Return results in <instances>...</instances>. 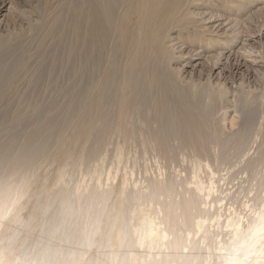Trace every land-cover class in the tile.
<instances>
[{"label": "bare ground", "instance_id": "obj_1", "mask_svg": "<svg viewBox=\"0 0 264 264\" xmlns=\"http://www.w3.org/2000/svg\"><path fill=\"white\" fill-rule=\"evenodd\" d=\"M252 1L259 0H65L67 15L47 26L54 39L48 59L23 74L33 96L40 86L59 85V70L76 72L77 83L58 89L68 102L57 116L36 123L22 140L0 141V264H264V178L226 188L234 180L226 174L230 151L249 156L250 147L241 149L239 131L230 144L222 136L225 115L216 119L208 108L226 113L227 101L233 103L227 97L236 93L227 96L226 88L232 64L257 63L246 45L234 51L238 33L225 35L227 15ZM260 27L264 43V20ZM193 43L200 49L185 53L183 45ZM219 48L211 69L220 68L221 56L229 63L216 82L185 78V67ZM16 50L0 41V103L25 69ZM252 93L245 98L254 100ZM51 104L36 103L35 112ZM258 123L251 140L264 130V111ZM51 145L53 167L38 178ZM110 145L113 163L103 169ZM257 152L264 165V147ZM89 162L84 178L68 187Z\"/></svg>", "mask_w": 264, "mask_h": 264}, {"label": "rangeland", "instance_id": "obj_2", "mask_svg": "<svg viewBox=\"0 0 264 264\" xmlns=\"http://www.w3.org/2000/svg\"><path fill=\"white\" fill-rule=\"evenodd\" d=\"M61 1H64V2L61 3ZM252 3H254V4L251 6H249V3H248V5H247V3L244 4L245 6L242 7L243 9L245 8L244 10L242 8H241L242 10L239 9V11L234 10L232 13L227 15L228 21H226V22H229V24L227 23V25L225 26V28L227 27L226 28L227 33L225 35H227L229 38H232V37H234V35H236V33H238V39L236 40L237 42H235V45H233L234 51H237L238 47L240 49V52L243 51V48L245 49L246 46L251 48V55L253 58H256L257 63L255 65H251L249 63V61L247 62V61L242 60V63L240 65L241 67L239 69H233V64H232L231 76L229 73L228 74L226 73V75L229 77V79L230 80L232 79V81L229 80V82L226 85V88L229 87V90H228L229 93L227 96H229L230 94H232L234 92L236 93V97L234 96V94L227 97V100L229 98V99H231V102H233V103H229L230 102L229 100H228L229 102L227 101L226 105L228 106L227 107L228 109H227L226 113H222L220 108H218V113H217V109H215L216 107L215 108L213 106L208 107L210 112H211V110L214 112L216 110L215 116H214V118H216V119L225 115L224 116L225 121L223 122L224 129H223V135L222 136L227 137L226 139H228L230 141L229 142L230 144L232 141L231 139L234 140L236 138V133L239 131L240 133H243V135H244V140H243L244 144L242 145L241 149L242 150L247 149L246 146L250 147L249 156L246 155V156L242 157V156H240V154L235 153L233 150L230 151V154H232V155H231V157H230V155L228 157V161L230 159V161H229L230 163L228 162L227 168H226L227 170H228V168H230L229 169L230 171L228 170V172H226V174L229 177L230 176L234 177V180H231V182L226 185L227 186L226 188L227 189L229 188L230 192H234V190L237 189L236 187H238V185H240L241 183H242L241 184L242 186H244L245 188H248L251 183L255 182V181L251 180L253 178V176H257L256 177L257 179L260 177L264 178V165L262 162H260L258 160V158H259L258 153L259 152H257L259 146L264 147V138L262 139V137H264V130L260 134L261 137L259 136L256 140L255 139L251 140L252 138H254L253 137V133H254L253 131L255 130V128L253 126H257V124H259L258 122L260 121V116L264 111L263 110L264 97H263V99L261 98V93H262L261 91L264 90L263 89V85H264V83H263V81H264V43H262L261 41L259 42V35H258V34L263 32L262 27H260V24H261L262 20H264V1L263 0L254 1V2L252 1ZM2 4H5L6 6L4 7L5 10L0 15V41H3L5 45H11V44L17 45V50L15 52V55H17V56L22 55L23 62L25 63V69L18 71V73L23 74V72L27 68H29V69L34 68L40 60H42V59L47 60L48 59V56H49L50 52L52 51L51 46L54 42V39L50 35H46V32L49 29L47 26H51V21H52L53 17H55V16L61 17V15H63V16L67 15L65 8H62L65 6V0H0V5H2ZM235 17H237V18H235ZM233 18H235V19H233ZM234 22H236L237 25ZM229 27L232 30H228ZM237 28H239V29H237ZM259 28H260V30H258ZM226 29H224V31ZM233 29H235V31ZM240 30H241V32H240ZM194 45H195L194 43H193V45H183L184 46L183 47L184 52L187 53L188 51H198L200 49V48H197L198 43L195 46ZM188 46L189 47L191 46V47L189 48ZM215 49L217 50L218 48L216 47ZM213 50L210 52L207 51L208 53L207 52L205 53L204 60L207 59L208 61L202 60L200 62L198 60H195L192 64V66L185 67L186 69L184 68V70H185L184 75L185 74L188 75V76L185 75L186 79H189L192 76V79H194V80L196 79L197 81H199L198 80V78H199V79H202V81H201L202 83L204 82L206 84L207 83L209 84V82H208L209 80H210V82H216V80L218 78H220L218 72L220 71V68H223L225 65H227L229 63V62H227V60L229 61V59H227V58L223 59L224 56H221L223 58H220L221 59L220 61H221V63L222 62L223 63L220 66V68L215 69V70L211 69L210 65H212V62L214 60H216V58L219 59L218 53H220V51H221L220 48L218 51H215V52ZM229 53L230 52H228L227 55ZM213 55L214 56L217 55V56L214 58ZM238 59L240 60V58H238ZM248 60H251V58H249ZM224 61L226 62V64ZM198 62H200V65L197 64ZM231 63H233L232 59H231ZM195 64H197V66L194 67L193 65H195ZM200 69H201V71H200ZM198 72H202V73H200L198 75ZM71 73L74 75L71 76ZM190 73L192 75H189ZM194 74H196V75H194ZM75 75H76V72H74V71H72L70 73H64V72L59 70L58 77L61 80L60 84L55 86L53 83H49V85L46 86V89H44V88H42V86H40V88L38 90L40 93H39V95H37V93H36L35 94L36 96H33L34 94L27 93L31 87H29V85L27 83V80H26L27 77L25 76V74L20 75L21 79L19 76L18 77L19 80L17 79L16 82H17V85H19L18 89L21 90L22 92L21 91L19 92V90L16 89V87H17V85H16L14 90H17V92L12 90L13 93H10L6 97H4L5 98L4 102L2 101L0 103V118L1 119L3 118L4 127H5L0 132V141L7 140V137L8 138L9 137H15V139L18 141L22 140L30 131H32L35 128L36 123H41V122L45 121V118L48 115L57 116L58 114H57L56 110L61 106H63V107L67 106V102H68V100H67L68 96H64L62 93L58 92V89L60 87H62V88H65V86L68 87V85H69L68 89H71L73 86H75L77 81L75 83H72L77 78V75L76 76ZM72 77H73V80H72ZM21 80L23 83L22 82L20 83ZM232 82H234L233 85H231ZM18 83H20V84H18ZM70 84H73V86H71ZM235 84L239 85V88L241 87L240 90H239V88H237L238 86H236ZM28 87H29V89H27ZM31 89H30V91L33 92ZM256 90L258 92L259 91L260 92L258 93ZM252 91H253V93H252ZM33 93H35V92H33ZM247 93H252L250 95L255 96V98L253 97L254 100H252L250 98L246 99L245 96ZM39 102H44V103L48 102V103H52V104H51L50 108L47 107L45 109H41L39 112H35V104L39 103ZM253 102H255V103H253ZM201 109L202 108H200V110ZM17 110H19V112H17ZM202 110H204V111H202ZM202 110L199 111V112H201V114L205 115L206 117H210L211 119L213 118V115L210 114L209 110H206V111H205V109H202ZM214 112H211V113L213 114ZM16 113H18V114L16 115ZM207 114H210L212 117L208 116ZM257 114H259L260 116L258 115V117H257ZM233 117L235 118V124L231 125L230 121H231V118H233ZM6 118H8V119H6ZM31 118H34V119H31ZM8 121L10 123H8ZM254 121H257V123ZM254 123H256V124L254 125ZM248 124H252V126L248 127ZM245 125H247V129L244 128V127H246ZM240 126H241V128H239ZM250 131H251V135H249ZM229 132H231V133H229ZM233 132H234V134H233ZM228 136H229V138H228ZM248 137L249 138L251 137V138L249 139ZM247 139H248V142H247ZM249 144L251 146H249ZM111 148H112L111 145L108 146V150L104 156V160L102 162L103 169H108L112 166L113 156H112ZM254 151L257 154L254 153ZM53 153H54V146L51 145L43 153V157H41V160L39 162L40 168H39V171H38L36 177H38V178L42 177L43 175H46L49 173V169H52L50 167H53V165H51V161L53 159ZM240 153H241V151H240ZM234 156H235V158H234ZM58 157H59V155L56 156L55 158H58ZM239 157H242V158H239ZM249 157H251V159ZM177 158L179 159V157H177ZM175 159H176V157H175ZM254 159L255 160L257 159L259 162H257V160L255 161ZM136 161H137V165L135 168V172H136V176L139 177L140 171L142 170L141 165L143 164V159L141 158V155L139 153L136 154ZM250 161L251 162L253 161L251 163V165L247 163V162L250 163ZM93 163L94 162H89V164L87 166L85 164L80 171L74 172L72 177H70L68 179L67 186L71 187L74 184V181L84 178V176L86 174V170L88 169V167L92 166ZM246 163L250 166H248ZM173 164H174V166H176V168H178V167L182 168L184 165L183 163H181L178 160H174ZM256 164L259 165V166L258 165L256 166L257 168L254 167V165H256ZM147 165L149 167V170L154 169V167H153L154 164H153V161L151 160V158H148ZM245 165L248 166V168L250 167V170L253 172H251L250 170L247 171L245 169ZM150 167H153V168H150ZM254 168H256V169H254ZM234 169H236L235 172H234ZM258 169L261 170L262 173H261V171L257 172ZM151 170H150V172H151ZM227 170H224L223 172L221 171L220 174H222L223 176L226 175L224 173ZM245 170H246V172H245ZM169 171L171 172V170H168V172ZM254 171L256 172V174H254ZM249 173H250V176H249ZM248 183H249V185H248ZM223 188H224V185H223Z\"/></svg>", "mask_w": 264, "mask_h": 264}]
</instances>
